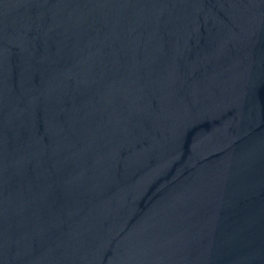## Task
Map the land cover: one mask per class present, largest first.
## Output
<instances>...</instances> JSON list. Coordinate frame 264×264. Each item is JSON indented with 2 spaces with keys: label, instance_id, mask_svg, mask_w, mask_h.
Returning a JSON list of instances; mask_svg holds the SVG:
<instances>
[{
  "label": "water",
  "instance_id": "95a60500",
  "mask_svg": "<svg viewBox=\"0 0 264 264\" xmlns=\"http://www.w3.org/2000/svg\"><path fill=\"white\" fill-rule=\"evenodd\" d=\"M0 264H264V0H0Z\"/></svg>",
  "mask_w": 264,
  "mask_h": 264
}]
</instances>
